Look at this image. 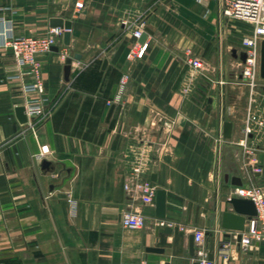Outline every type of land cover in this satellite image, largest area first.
I'll list each match as a JSON object with an SVG mask.
<instances>
[{"label":"crops","instance_id":"crops-1","mask_svg":"<svg viewBox=\"0 0 264 264\" xmlns=\"http://www.w3.org/2000/svg\"><path fill=\"white\" fill-rule=\"evenodd\" d=\"M74 1L0 0V264H193L195 229L205 231L207 255L214 238V264H264V246L241 247L221 226L236 187L264 186L259 62L253 92L241 78L250 26L215 0ZM52 19L69 21V36L62 28L39 55L43 94L24 95L5 78L12 58L1 30L41 35ZM139 27L150 30L142 42ZM136 43H146L140 58ZM194 57L200 68L187 62ZM66 87L36 131L25 130L16 108L39 96L48 106ZM136 174L165 191L163 218L126 190ZM132 207L143 228L121 225Z\"/></svg>","mask_w":264,"mask_h":264},{"label":"built area","instance_id":"built-area-1","mask_svg":"<svg viewBox=\"0 0 264 264\" xmlns=\"http://www.w3.org/2000/svg\"><path fill=\"white\" fill-rule=\"evenodd\" d=\"M204 3L207 0H197ZM221 4L222 13L231 19L244 21L250 26V33L241 38V45L246 54L244 62L241 63L242 82L249 88L250 92L259 82L258 78V62H259V42L264 38V0H215ZM76 8H81L83 2L75 0ZM63 29L60 27H50L44 34L36 36H14L11 33L1 30L2 45L11 49L12 65L11 70L6 74L8 81L17 83L21 92L25 94L36 93L43 94L44 87L41 80V63L39 55L48 51L55 44L56 39L62 34ZM142 33L139 27L133 31V35L138 38ZM146 49V43H136L131 54L133 57L140 58ZM64 56V54L62 55ZM195 68H200L201 62L197 57L190 58L187 61ZM31 78L27 81V78ZM26 78V79H25ZM127 76L124 75L119 84V91L115 99H119ZM68 88H64L59 96L48 106H44V98L31 99L25 108L26 127L34 133L36 129L51 115L60 100L64 97ZM110 103V102H108ZM255 115H249L244 121L243 132L245 135L252 131L251 122L255 120ZM138 175V176H137ZM126 190H134L138 192L143 204L154 205L157 187L147 177H141L136 174L133 177L132 185L126 184ZM232 195L248 198L254 202L257 214L247 220L243 230L236 231L235 238L241 247L249 248L260 244L264 246V186L260 184H250L236 187ZM231 197V196H229ZM228 197V198H229ZM120 223L124 228L139 229L146 224L145 215L141 210L132 207L125 210L121 214ZM160 224L163 221L159 222ZM194 240V260L198 264H214L207 257L205 246V231L203 229H195L193 231ZM140 264H146L142 261Z\"/></svg>","mask_w":264,"mask_h":264},{"label":"water","instance_id":"water-1","mask_svg":"<svg viewBox=\"0 0 264 264\" xmlns=\"http://www.w3.org/2000/svg\"><path fill=\"white\" fill-rule=\"evenodd\" d=\"M51 27H60L64 28V36L67 39L69 36V30L70 29V22L65 21L61 23L58 19H52L51 20ZM150 30L148 28H145L141 35L139 36V41L142 42L145 40L147 32ZM67 41V40H65ZM246 57V54L244 51L241 52L240 58L241 61L244 62ZM75 58H78L77 55H75ZM71 58L67 57L65 60V79H68L69 71H70V65H71ZM259 75L264 78V38L260 41V55H259ZM113 106H111L110 111L112 110ZM16 113L18 116V119L24 123L27 120L25 108L24 106L20 105L16 108ZM230 129H231V123L226 121L224 123V136L229 137L230 136ZM46 163V162H44ZM228 204V210L224 211L221 216V226L222 228L234 230V231H241L244 229V223L246 220L250 219L252 216H255L257 214L256 207L254 205V202L251 199L238 197V196H231L226 200ZM164 211H165V191L163 189H157L156 191V197H155V212L156 215L159 218L164 217ZM230 235V234H226ZM214 245V238L209 239V254L207 257L209 259L212 258V249ZM155 249V248H151ZM189 252L191 255L194 253V240L193 235H190L189 237ZM193 264H198L197 261H194Z\"/></svg>","mask_w":264,"mask_h":264}]
</instances>
